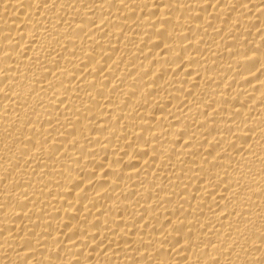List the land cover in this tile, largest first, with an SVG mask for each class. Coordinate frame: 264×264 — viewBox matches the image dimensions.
Instances as JSON below:
<instances>
[{"label":"bare ground","instance_id":"bare-ground-1","mask_svg":"<svg viewBox=\"0 0 264 264\" xmlns=\"http://www.w3.org/2000/svg\"><path fill=\"white\" fill-rule=\"evenodd\" d=\"M0 264H264V0H0Z\"/></svg>","mask_w":264,"mask_h":264}]
</instances>
